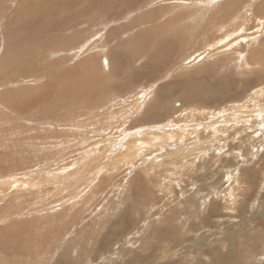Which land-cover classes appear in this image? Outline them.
<instances>
[{"label":"rangeland","instance_id":"374dc122","mask_svg":"<svg viewBox=\"0 0 264 264\" xmlns=\"http://www.w3.org/2000/svg\"><path fill=\"white\" fill-rule=\"evenodd\" d=\"M210 1L0 0V264H264V0Z\"/></svg>","mask_w":264,"mask_h":264},{"label":"bare ground","instance_id":"6f19581e","mask_svg":"<svg viewBox=\"0 0 264 264\" xmlns=\"http://www.w3.org/2000/svg\"><path fill=\"white\" fill-rule=\"evenodd\" d=\"M212 1H213V0H212ZM212 1H210L209 3H210V4H213ZM244 1H245V0H244ZM196 2H197V1H196ZM203 2H204V0H203ZM206 2H207V1H206ZM211 2H212V3H211ZM242 2H243V1H242ZM245 2H246V1H245ZM207 3H208V2H207ZM217 3H218V2H217ZM217 3H216V4H217ZM205 4H206V3H205ZM205 4H202V5H205ZM214 4H215V3H214ZM220 4H221V3H220ZM243 4H244V3H243ZM206 5H207V4H206ZM206 5H205V6H206ZM208 5H209V4H208ZM234 5H235V4H234ZM210 6H211V5H210ZM220 6H221V5H220ZM255 6H256V5H255ZM259 6H262V5H259ZM207 7H208V6H207ZM262 7H263V6H262ZM99 8H100V6H99ZM204 8H205V7H204ZM208 8L210 9V7H208ZM212 8H213V7H212ZM101 9H102V7H101ZM202 10H203V9H202ZM44 11H45V10H44ZM207 11H208V10H207ZM36 12H38V11H36ZM59 12H60V11H59ZM196 12H197V11H196ZM49 13H51V12H49ZM151 13H152V12H150L148 15H144V16L141 17V18H144V17H145V18L150 17V18L153 19L154 15L151 14ZM60 14H61V13H60ZM74 14H75V12H74ZM195 14H196V13H195ZM200 14H201V13H200ZM72 15H73V14H72ZM60 16H61V15H60ZM196 16H199V14H197ZM226 17H227V16H226ZM57 18H58V17H57ZM65 19H66V18H65ZM177 19H178V18H177ZM179 19H180V18H179ZM222 19H223V18H222ZM229 19H230V16H229ZM175 20H176V19H175ZM201 20H202V19H201ZM226 20H228V18H227ZM60 21H61V20H60ZM64 21H67V20H64ZM64 21H63V22H64ZM258 21H259V20H258ZM175 22H177V21H175ZM175 22H173V23L175 24ZM225 22H226V21H225ZM61 23H62V22H61ZM169 23H171V22H169ZM223 23H224V22H223ZM56 24H57V23H56ZM167 24H168V23H167ZM258 24H259V23H258ZM58 25H59V24H58ZM67 25H68V24H67ZM169 25H171V24H169ZM53 26H54V25H53ZM222 26H223V24H222ZM57 27H58V26H57ZM166 27H167V26H166ZM170 27H171V26H170ZM258 27H259V26H258ZM159 28H160V27H159ZM162 28H163V26H162ZM172 28H173V27H172ZM223 28H224V27H223ZM256 28H257V27H256ZM263 28H264V27H263ZM153 29H154V28H153ZM164 29H166V28H164ZM259 29H260V27H259ZM150 30H151V29H150ZM156 30H157V28H156ZM160 30H161V29H160ZM166 30H168V29H166ZM189 30H190V29H189ZM218 30H219V29H218ZM53 31H54V30H53ZM161 31H162V30H161ZM219 31H220V30H219ZM222 31H223V29H222ZM222 31H220V33H221ZM239 31H241V29H240ZM153 32L155 33V31H150L151 34H152ZM159 32H160V31H159ZM163 32H164V30H163ZM190 32H191V31H190ZM205 32H206V31H205ZM228 32H229V31H228ZM261 32H262V31H261ZM178 33H179V32H178ZM203 33H204V31H203ZM236 33H237V31H235L234 36H236ZM243 33H244V32H243ZM55 34H56V33H55ZM180 34H181V33H180ZM148 35H149V32L146 33L145 36L148 37ZM158 35L160 36V34H158ZM158 35H157V36H158ZM248 35H249V34H248ZM255 35H256V34H255ZM149 36H150V35H149ZM153 36H156V34H155V35L153 34ZM153 36H151V37L153 38ZM234 36H233V37H234ZM141 38H142V37H141ZM230 38H232V37H229V38H228V37H226V38H222V40H220L219 43H222V41H229ZM246 38H247V37H246ZM144 39H146V38L144 37ZM240 39H244V37H241V36H240L239 38H237V39H236V40H237L236 43H237V42L239 43V40H240ZM152 41H154V40H152ZM233 42H234V40H233ZM233 42H231V44H234ZM246 43H247V42H246ZM231 44H230V45H231ZM174 45H175V44L172 43V42L169 40V42L165 43V45H164L165 47H163V49H160V50H158V51L155 53V54H159V56H158V61H159V62H160L159 59H160V57H162V55H166V54H168L167 52L164 53L165 50L167 49L166 51L170 52V51L172 50V48L174 47ZM230 45H229V46H230ZM235 46H236V45H235ZM176 47H177V46H176ZM206 47H207V49H206L205 51H203L202 53H198L197 58H200V57H202V58L206 57V58H207V57L213 55V54H212V52H213V50H212L213 46L210 47V46L208 45V46H206ZM226 47H228V46H226ZM230 48H231V47H230ZM218 49H219V48H218ZM232 52H233V51H232ZM226 53H227V52H226ZM235 53H236V52H235ZM235 53H234V54H235ZM230 54H231V53H230ZM230 54H228V55H230ZM228 55H227V56H228ZM167 56H168V55H167ZM232 56H234V55H232ZM81 57H82V56H81ZM193 57H194V56L192 55L191 58L194 60ZM228 57H229V56H228ZM189 58H190V57H189ZM192 59H190V62H191V63L193 62ZM164 61H165V60H164ZM161 64H162V63H161ZM104 78H105V77H104ZM137 78H138V77H137ZM99 86H100V85H98V87H99ZM191 87H192V86H191ZM192 88H193V87H192ZM201 88H202V87H201ZM97 89H98V88H97ZM195 89H196V88H195ZM195 89H192V90L195 91ZM203 89H204V88H203ZM190 90H191V89H190ZM94 91H96V90H93V92H94ZM97 93H98V92H97ZM200 93H201V92H200ZM200 93H199V94H200ZM197 94H198V93H197ZM199 94H198V95H199ZM254 94H255V93H254ZM191 95H192V93H191ZM256 95H257V93H256ZM193 96H195V97L197 96V95H196V91H195V93H194ZM259 96H260V95H259ZM259 96H258V97H259ZM37 97H38V96H37ZM87 97H92V96H88V95H87ZM121 97H122V96H121ZM136 97H137V96H136ZM185 98H186V99L191 98V99H190L191 101L198 99V98H193L192 96H190L189 93L186 95ZM199 98H200V95H199ZM259 98H260V97H259ZM33 100H34V99H33ZM93 101H94V100H93ZM10 102H11V101H10ZM98 102H99V101H98ZM157 104H158V103H157ZM13 105H15V104H13ZM13 105H12V106H13ZM25 105H26V104H25ZM141 105H142V104H141ZM12 106H10V107H12ZM15 106H16V105H15ZM26 106H27V105H26ZM13 108H15V107H13ZM16 108H17V107H16ZM16 108H15V109H16ZM17 109H18V108H17ZM26 109H27V108H26ZM133 109H134V108H133ZM138 110H139V109H138ZM9 111H10V110H9ZM114 111H115V110H114ZM136 111H137V110H136ZM23 112H24V111H23ZM119 112H120V111H119ZM122 114H123V113H122ZM124 114H125V113H124ZM104 115H105V114H104ZM111 115H112V114H111ZM115 115H116V114H114V116H115ZM117 115H118V114H117ZM119 115H120V114H119ZM213 116H214V115H213ZM112 117H113V116H110V117H107V118L105 117L104 120H106V121H107V120L110 121V119H112ZM115 117H116V116H115ZM217 119H219V118H217ZM217 119H216V120H217ZM123 120H124V119H123ZM221 120H222V119H221ZM246 121H247V120H246ZM84 122H85V121H84ZM99 122H102V121H99ZM108 123H109V122H108ZM170 123H172V122H170ZM215 123H216V121H215ZM215 123H213V124H215ZM109 124L111 125V123H109ZM116 125H117V124H116ZM121 125L123 126V124H121ZM215 126H216V125H215ZM81 127H82V126H81ZM105 127H106V126H105ZM109 127H110V126H109ZM109 127H108V128H105V129L103 128L101 131L110 130L111 128H109ZM112 128H113V127H112ZM216 128H217V127H216ZM175 129H176V128H175ZM217 129H218V128H217ZM159 130H160V129H159ZM101 131L99 132L100 134L102 133ZM161 131H162V130H161ZM163 131H164V130H163ZM214 131H215V130H214ZM204 132H205V131H204ZM171 133H172V132H171ZM175 133H176V132H175ZM220 133H221V132H220ZM112 134H113V133H112ZM223 135H224V134H223ZM107 138H111V137H107ZM111 139H112V138H111ZM216 142H217V141H216ZM203 152H204V151H203ZM124 153H125V152H124ZM126 153H127V152H126ZM128 155H130V157H131V155L133 156V154H128ZM123 156H124V155H123ZM125 156H126V154H125ZM134 157H135V156H134ZM138 160H139V159H138ZM12 178H13V177H12ZM0 182H1V181H0ZM4 182H5V181H4ZM4 182H3V183H4ZM7 182H8V180H7ZM5 183H6V182H5Z\"/></svg>","mask_w":264,"mask_h":264}]
</instances>
